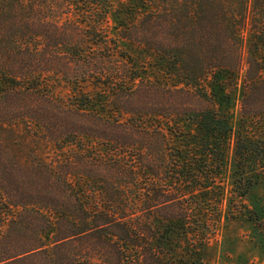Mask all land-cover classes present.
<instances>
[{
  "label": "trees",
  "instance_id": "obj_1",
  "mask_svg": "<svg viewBox=\"0 0 264 264\" xmlns=\"http://www.w3.org/2000/svg\"><path fill=\"white\" fill-rule=\"evenodd\" d=\"M105 1L0 0V264H180L172 235L208 234L193 197L220 195L230 152L235 195L264 176V0H144L96 39L71 15L105 17ZM119 39L166 78L140 74ZM244 69L235 128L221 105ZM56 81L81 91L57 97Z\"/></svg>",
  "mask_w": 264,
  "mask_h": 264
},
{
  "label": "rangeland",
  "instance_id": "obj_2",
  "mask_svg": "<svg viewBox=\"0 0 264 264\" xmlns=\"http://www.w3.org/2000/svg\"><path fill=\"white\" fill-rule=\"evenodd\" d=\"M105 4L109 8L105 17L97 12L99 10L84 15L83 12H79L82 10L73 9L71 15L73 21L82 26L83 33L90 36L93 34L96 39L103 35L115 37L121 23L129 25L132 17L138 16V11L144 10V0H106ZM65 20L62 19L63 22ZM119 42L121 48L134 60L140 74L152 79L166 78L163 62L153 50L123 39H119ZM245 71L246 69L238 77L227 76L225 80L227 101L223 102L221 108L227 112L235 128L241 120L240 99ZM51 89L54 95L64 99L72 98L80 90L64 81H56ZM89 89L92 90V87H88ZM176 120L178 119L163 120L164 128L172 136L174 131L175 133L178 131V134L181 132L178 129L189 130L184 122ZM253 125L255 136L264 139V114L255 119ZM174 141L180 142L177 137H174ZM232 173L231 151L230 162L217 180V185H221L220 195L209 194L208 201L206 197L191 196L193 201L200 202L197 207H200L198 210L202 214V220L209 224V228H206L208 234L195 237L196 228H181L176 231L171 241L174 243V254L178 263L199 260L201 264H264V176L259 175L257 178L260 180L249 193L245 197H240L232 191L234 189ZM157 229L164 231L167 228Z\"/></svg>",
  "mask_w": 264,
  "mask_h": 264
}]
</instances>
